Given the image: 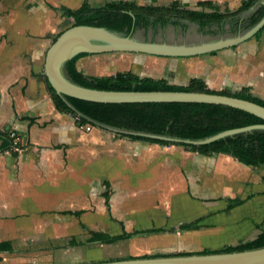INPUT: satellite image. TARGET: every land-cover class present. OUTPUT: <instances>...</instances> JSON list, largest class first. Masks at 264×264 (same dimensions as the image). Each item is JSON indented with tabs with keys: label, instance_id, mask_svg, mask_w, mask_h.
I'll return each mask as SVG.
<instances>
[{
	"label": "crops",
	"instance_id": "1",
	"mask_svg": "<svg viewBox=\"0 0 264 264\" xmlns=\"http://www.w3.org/2000/svg\"><path fill=\"white\" fill-rule=\"evenodd\" d=\"M110 1L0 0V131H16L20 140L18 148L0 150V241H11L14 249L0 257L16 255L12 263L119 260L125 257L95 261L86 248L105 243L73 244L74 238L83 240L92 231L116 235L154 230L151 235L197 230L212 227V216L241 207L255 208L254 213L263 216L248 224L253 236L264 228V170L259 166L246 165L230 153L207 155L183 145L133 140L96 124L88 130L56 107L44 64L48 48L61 33L64 18L58 9ZM125 1L170 5L176 0ZM181 1L183 8H198L201 0ZM212 1L235 9L244 0ZM260 4L243 18L230 19V24L246 20ZM234 26L226 33L239 28ZM198 56L182 58L201 65ZM205 56L206 66L190 79L207 84L220 79L234 88L250 87L252 93L264 90V29ZM216 191L225 196L212 197ZM238 199L245 202L228 210ZM197 220L198 228L181 229Z\"/></svg>",
	"mask_w": 264,
	"mask_h": 264
},
{
	"label": "trees",
	"instance_id": "2",
	"mask_svg": "<svg viewBox=\"0 0 264 264\" xmlns=\"http://www.w3.org/2000/svg\"><path fill=\"white\" fill-rule=\"evenodd\" d=\"M258 1L244 0L238 8L231 9L227 6L223 8L222 5H218L212 0L199 1L197 3L198 8H183L179 2H173L170 5H142L131 1L114 0L98 7H93L88 2H84L77 9L61 7L59 10L64 17L73 21L70 26L87 24L92 26H105L118 30L127 29L129 32H132L136 27L143 26L147 28L150 24L156 26L159 23L163 28L169 22L178 25L179 21H172L171 17L199 20L202 26L212 22L223 23L227 19L249 9ZM263 15L264 3L260 4L247 18L245 26L253 25ZM263 29L264 27L256 35ZM57 36L53 41H55ZM86 55L89 54L81 53L72 58L67 64V72L74 81L87 87L107 90H188L211 92L248 99L264 106V99L253 94L250 87H244L237 92L216 90L208 87L203 79L196 77L190 79L187 85H178L169 83L164 78L141 77L130 70L118 71L109 76L88 74L77 67V60ZM46 81L51 97L60 111L70 113L74 117L78 116L79 119L77 121L80 124L92 125L84 117L79 116L68 102L56 93L47 78ZM67 100L82 113L110 125L190 138H202L222 130L264 123L263 119L253 113L221 104L193 102L102 103L74 97H67ZM122 136H127L133 140H143L165 145H183L189 150L207 155L218 152L230 153L240 162L254 167L258 164H264V130L240 133L202 145L169 142L134 134H122ZM0 137L3 138V146L0 150L14 148L13 140L8 131H0ZM244 202L245 200L241 199L232 200L228 210ZM199 221L183 224L181 229H196L199 227ZM143 232L151 233L155 231L146 230ZM137 233L142 232H123L121 234L111 235L103 231H92L83 240L80 237H76L77 239L74 238L73 244L93 241L112 244L130 238ZM260 247H264V228L260 234L246 241H240L235 245L229 244L218 249L205 248L193 252L183 251L169 254L128 256L122 259L233 252ZM13 250L11 241H0V253L4 251L13 252ZM1 259L2 257H0Z\"/></svg>",
	"mask_w": 264,
	"mask_h": 264
},
{
	"label": "water",
	"instance_id": "3",
	"mask_svg": "<svg viewBox=\"0 0 264 264\" xmlns=\"http://www.w3.org/2000/svg\"><path fill=\"white\" fill-rule=\"evenodd\" d=\"M258 3H264V0H259L249 9L227 19L224 29H221L220 22L202 26L199 20L184 18H171L172 21H179V26L168 24L164 28L159 26L156 30L152 26H148L147 29L138 28L132 32L127 29L118 30L105 26L73 25L57 36L48 48L44 74L56 93L61 95L79 116L84 117L92 124L123 134L202 145L240 133L264 130V123H257L222 130L202 138L182 137L110 125L82 113L67 100V97H74L102 103L193 102L221 104L248 111L264 120L263 105L236 96L188 90L99 89L79 84L67 72L68 62L81 53L138 52L165 57H191L234 46L255 36L264 27V15L253 25L239 27L233 33H226L231 29L229 20L243 18L252 12ZM176 28L181 36L175 37L173 34ZM198 28L205 29L204 33H199ZM158 33L162 35V38H157ZM167 34L171 37L164 36ZM86 264H264V247L233 252L138 257Z\"/></svg>",
	"mask_w": 264,
	"mask_h": 264
},
{
	"label": "rangeland",
	"instance_id": "4",
	"mask_svg": "<svg viewBox=\"0 0 264 264\" xmlns=\"http://www.w3.org/2000/svg\"><path fill=\"white\" fill-rule=\"evenodd\" d=\"M155 1L158 2V0ZM164 1L166 2L170 0ZM173 2L183 3L184 1L176 0ZM185 3H194V1L186 0ZM59 12L61 14L60 10ZM63 18L61 32L68 28L73 22L69 21L64 16ZM168 24L174 23L169 22ZM234 24L236 23L234 22L233 24H230L231 28H233ZM179 25L180 23L175 26ZM149 26H152L156 30L160 24L157 23L156 26L150 24ZM220 27L221 29H224V24H221ZM140 28L146 27L140 26ZM197 30L202 34L205 29L201 30L198 28ZM173 34L175 37L181 36V33L177 28ZM164 36L167 38L171 37L169 34ZM157 38H162V35L158 33ZM205 55L206 54H201L197 57V59L201 61L200 65V62H195L196 60L182 57H165L138 52H108L83 56L77 60V67L81 68L88 74L96 76H109L118 71L130 70L141 77H152L155 79L164 78L169 83L187 85L193 72L200 66H206ZM218 80L219 82L217 84H207L208 87L211 89L229 90L232 92L241 90V88L228 86L223 80V83H221L220 79ZM253 93L264 98V90L253 91ZM257 166L260 167L261 171L264 170V164H258ZM222 196H225L223 191H216L213 193L212 197L215 198ZM197 203L198 207H200L201 201L199 195L197 196ZM203 210L201 209L198 211ZM255 211V208L250 209L241 207L235 212L233 211L229 214L215 215L210 218L214 223L212 224V227H201L197 230L153 233L151 235H148L149 233L141 230L142 233H137L119 243L111 245L95 244L94 246L86 248L85 251L92 255L90 256L91 259L99 261L128 256L155 255L183 251L193 252L205 248L218 249L229 244H237L240 241H246L253 237V230L247 228L248 224L250 225L251 221L257 222V220L263 218V216L256 215L254 213ZM133 232L137 231L129 233ZM113 252L114 254H112ZM15 257L17 256H5L1 259V261H3L0 262V264H15L12 263V259Z\"/></svg>",
	"mask_w": 264,
	"mask_h": 264
},
{
	"label": "built area",
	"instance_id": "5",
	"mask_svg": "<svg viewBox=\"0 0 264 264\" xmlns=\"http://www.w3.org/2000/svg\"><path fill=\"white\" fill-rule=\"evenodd\" d=\"M76 118V120H78L79 119V117L77 116V117H75ZM84 127L86 128V129H91V125H89V124H84ZM10 137L12 138V140H13V146L15 147V148H18L19 146H20V140H19V137H18V134H17V132L16 131H11L10 132Z\"/></svg>",
	"mask_w": 264,
	"mask_h": 264
},
{
	"label": "flooded vegetation",
	"instance_id": "6",
	"mask_svg": "<svg viewBox=\"0 0 264 264\" xmlns=\"http://www.w3.org/2000/svg\"><path fill=\"white\" fill-rule=\"evenodd\" d=\"M171 18H176V17H171ZM246 21H247V19L246 20H243V21H239L238 23H236L234 25H235V27H244L245 24H246ZM138 28H140V27H136V29H138Z\"/></svg>",
	"mask_w": 264,
	"mask_h": 264
}]
</instances>
